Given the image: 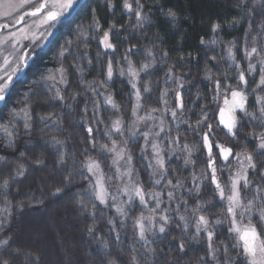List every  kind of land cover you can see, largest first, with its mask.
I'll use <instances>...</instances> for the list:
<instances>
[{
  "label": "snow or ice",
  "instance_id": "1",
  "mask_svg": "<svg viewBox=\"0 0 264 264\" xmlns=\"http://www.w3.org/2000/svg\"><path fill=\"white\" fill-rule=\"evenodd\" d=\"M109 9L115 7L114 0H106ZM78 0H21L20 8L27 6L30 11L19 15L17 9L9 2L8 7L12 11H5L3 17L5 22L0 23V51H3V45L8 44L16 49L20 38L14 27L21 22L27 23L29 19L36 23L37 29H43L37 35L32 33L31 38L24 36L29 43L19 49L20 55L12 57L11 54L4 55L0 62V102L6 100L7 93L13 84L14 78L27 66L28 61L33 59L36 49L43 46L52 35L53 29L57 24L74 9ZM122 7L130 17H135V24L132 27L143 28L146 22L150 21L148 13L145 11V4L141 0H122ZM242 10L240 20H234V24L246 21L247 28L244 32V43L242 48L237 49V39L227 42L226 58L232 63L229 69L235 68V73L223 71L219 76L206 70L205 79L211 84V98L202 97L198 92L195 104L200 99L206 103L202 104L199 112L196 113L197 119L193 122L188 113L192 108L186 107L183 90L188 81L186 76L190 73H181L177 71L175 64L167 65L163 71L162 77H157L155 81H143L141 73L148 75L154 71L157 55L160 59H165L168 52L153 45L145 50V61L140 62L139 68L132 60L135 45L124 49L122 55L117 56L119 46L112 41L119 38L124 26L117 28L115 23H109L107 29L101 24L99 17L95 15L93 9L92 21L85 30L84 26L78 25L75 33L76 48L83 46L84 51L80 55H74L73 41L69 40L61 46L58 53L60 58L67 55L73 56L70 65L75 74H78V84L83 86V92L69 91L70 81L68 78L69 69L63 64L47 75H41L40 79L34 82L35 86H30L23 94L18 103V107L13 108L9 113L7 123L0 124V139L4 141V148L15 149L16 141L20 136V129L17 122H22L24 134L31 136L36 130L37 123L43 127L39 129V135H46V129L55 128L58 131L64 130L63 116L61 112H39L33 106V102L39 97L41 90L46 92L47 98L44 103L54 106L50 102H59V104L75 112L74 103H78L77 98L91 93V98L85 99L81 108L82 115L80 120L85 124L86 145L83 149L85 153L97 149L99 140L95 134L101 132V125H104L103 136L110 141L99 143V152L107 158L112 154L110 170L114 166L113 175L118 181L114 190L111 184L112 175L106 177L101 162L93 157L86 156L80 161V168L69 167V161L74 166L77 163L75 152L69 153L65 140L56 136H51L45 144H51L59 154L56 159V165L60 168H67L68 172L63 177V186L55 187L50 195L56 197L63 194L65 187L70 185L75 172H78L82 180L86 182L83 193L77 194V203L80 204L83 211L88 212L94 219L96 216L97 205L95 202L89 209L85 199L98 201L105 208H114L115 216L108 219L110 231L115 233V239H121V233L117 228H123L126 220L129 218V212L132 210L136 201L138 206L147 210L148 214L131 217L133 220V238L140 248L135 244L131 246L130 264H159L160 254L168 255L173 251L183 253L185 251V239H190L197 243L203 238L205 241V251L196 264H264V2L262 0H238L234 5ZM255 9V11H253ZM15 14V18H14ZM261 16L259 23H256L257 15ZM168 15L175 20V13L169 10ZM255 25V29H254ZM232 26V25H230ZM221 29V24L214 23L212 31L215 33ZM255 31V34H253ZM3 33H6L3 34ZM102 33V35H101ZM249 37L251 41L249 42ZM126 41V37L124 38ZM159 39V37H157ZM95 40L100 51L96 53V66L104 79H93L86 81V68L82 61H85L88 67L93 66V58L88 53V41ZM201 43H204L203 39ZM211 43L216 44L213 39ZM241 51L246 66L236 58V52ZM191 55V54H190ZM216 60V57H210ZM183 62L184 58H180ZM126 64V67L123 66ZM207 69V65L205 66ZM128 77V84L131 87L129 96L134 99L131 108V119L125 121L121 106L114 100L113 95L108 91V85L114 79V76ZM258 75V79H256ZM234 81V83L232 82ZM250 81L255 82V86L249 91ZM163 83L166 85L160 89L159 97L154 101L159 107L146 106L145 97L152 95V85ZM173 85V87H167ZM68 91V95L65 92ZM171 96V103L169 97ZM103 105L111 106L119 115L115 119H110L105 124L101 115V100ZM254 97V107L250 109L249 100ZM223 98V106L219 101ZM71 101V103L67 102ZM172 104L175 106L173 107ZM91 105V107H90ZM218 107V113L216 108ZM143 111L144 115L139 113ZM89 112L91 116L89 117ZM239 112V116L237 113ZM35 113V119H34ZM245 124L250 126V130L245 134L242 129ZM223 126L226 134L231 137L233 147L239 148L233 151V147H226L216 139V130ZM127 133V135H125ZM196 136L200 142L196 150L207 149L205 164L206 167L190 173V179L182 178L174 168H171V160L176 155L177 150L187 154L183 157L184 167L195 165L193 160L194 145L186 142L187 134ZM244 136L243 142L240 136ZM113 137H119L114 139ZM71 139V135L67 136ZM143 139L144 143L139 149V158L146 161V170H148V182L152 183V189L145 188V182L140 180V172L134 166V154L129 147V143H138ZM182 139L185 141L182 143ZM30 143V141H29ZM167 145V147L165 146ZM19 157H25L21 151ZM221 158L225 165L223 168H217V158ZM235 162L233 168L230 163ZM180 157L177 156V159ZM7 158L0 155V164L6 163ZM35 165H43V156L37 157L32 161ZM86 170V171H85ZM27 167L23 163H16V167L10 176L0 182V233H3L9 226L13 217L14 209L23 212L25 207L31 208L33 205H43L44 199L37 198L29 200L27 204L24 201H16L13 204L9 199L7 191L11 182H15L19 177L24 176ZM227 171L226 182L221 181V175ZM169 172L172 175H169ZM160 186V191L154 190ZM204 188L210 189L213 198L217 203L223 205L220 213L215 219L205 215V205L211 206L213 200H202L201 193ZM126 197V199H122ZM187 197V198H186ZM188 198L195 199V206L189 205ZM176 207L173 209L172 204ZM153 205L149 207V205ZM163 205V207H162ZM183 208L184 212L180 209ZM173 213L175 215H173ZM190 213V214H189ZM178 217L180 223L176 227L181 230L182 237L176 243L175 249L171 247V241L168 252L164 249L152 247L157 233L168 235L170 226L174 219ZM194 220L195 231L189 235L190 221ZM246 221V222H245ZM226 228V240H217L219 233L217 229ZM88 234H95V226H89ZM235 240L233 243L232 240ZM11 235L0 238V249L10 247ZM173 240H177L173 237ZM103 247H108L107 241L103 242ZM12 251L16 254L21 252L20 248H14ZM65 255L68 253L65 250ZM40 261L41 257L32 252L25 253V259L29 257ZM179 256L172 257L165 261V264H178ZM0 264H10L8 259L0 257ZM64 264H73L71 260H66ZM108 264H114L109 261Z\"/></svg>",
  "mask_w": 264,
  "mask_h": 264
},
{
  "label": "trees",
  "instance_id": "2",
  "mask_svg": "<svg viewBox=\"0 0 264 264\" xmlns=\"http://www.w3.org/2000/svg\"><path fill=\"white\" fill-rule=\"evenodd\" d=\"M141 2L145 4V11L148 13L150 21L146 22L143 28L137 29L132 27L135 24V17H130L126 10L123 9L122 0H114L115 7L113 9H109L106 0H84L75 14L61 24L51 43L36 56L34 63L23 78L14 84L0 109V124L8 122L10 111L18 107V103L25 91L30 86H35L34 82L39 80L42 74L47 75L50 71L55 72L61 64L69 69V91H84L83 86L78 84V74H75L70 67L73 56L67 55L62 59L58 53L61 50V46L71 40L73 41L74 55L82 54L84 48L83 46L76 48L75 33L78 25H82L85 30H89L88 25L92 21L93 9H95V15L99 17L105 29H107L109 23H115L117 28H120L121 25L124 26L119 38L112 41L119 46L116 55H122L125 48L135 45L136 48L133 49L135 54L131 58L136 63L137 68H139L140 62L146 59L145 50L153 45H156L157 48L162 47L164 51L168 52V56L163 60L157 55L154 71H151L148 75L141 73L143 81H155L157 77H162L166 66L172 64L177 66L178 72L190 73L186 76L188 83L185 90H183V94L186 107L193 109L188 115L191 121L194 122L198 118L196 113L199 112L201 105L206 103L204 99H200L195 104L192 103V101L196 100L197 93L199 92L202 97H208L209 99L212 95L211 84L205 79L206 70H210L214 77L219 76L223 71H228L229 64L232 62L226 58L227 42L236 38L237 49L243 46L247 23L246 21H241L239 24L233 23L234 20H240L242 11L234 7L238 0H141ZM169 10L175 13L174 21L168 15ZM260 19L261 16L258 14L256 18L257 24ZM214 23L221 24V29L215 33L212 31ZM253 34H255V31ZM125 37L127 38L126 41ZM202 39L204 43H201ZM213 39L217 41L216 44L211 43ZM250 41L251 37H249ZM87 47L89 56L93 58V66L89 68L87 63L82 61L86 68L84 79L86 81L96 78L104 79L95 61L96 53L101 50L100 47L97 46L95 40H89ZM234 51L241 65L246 66L242 52L236 49ZM213 56L216 57V60L210 59ZM181 57L184 58L183 62L180 60ZM123 66L126 67V64ZM232 69L235 73V68ZM256 79H258V75ZM127 81V76L120 77L117 74L108 85V91L112 93L114 100L121 106L126 122L131 119V108L134 100L129 96L131 87ZM232 82L234 83V81ZM254 86L255 82L250 81L249 91ZM164 87L166 85L162 82L158 85H152V95L150 97L146 95L145 97L146 106L159 107L154 101L159 97L160 89ZM167 87H173V85H167ZM47 95L46 92L41 90L39 97L33 102V106L39 112L62 111L64 113L63 131L49 128L45 130L46 135L40 136L39 129L43 125L37 123L35 125L36 130L31 136H28L24 134L22 122H17L20 136L16 141L15 149L4 148V141L0 139V155L5 156L8 161L0 164V182L5 176L12 174L17 162L23 163L27 167L24 176L10 183L7 191L9 199L12 200L13 204L20 200L27 204L29 200L44 199L43 205L36 204L31 208L25 207L23 212L14 209L9 226L3 233H0V238L7 235L12 236L10 247L0 249V257L8 259L10 264H37L34 256L29 257L27 260L25 259V253L30 251L41 257L38 264H64L66 260H71L73 264H108L110 260L114 261V264H130L131 246L135 244L136 248H140V244L136 243L133 238L134 229L131 217L138 216L141 212L144 215L148 214L146 209L138 206V200L129 212V218L123 228L119 227L118 221L117 228L121 233V239L117 241L115 233L110 231V225L108 224V219L115 216L114 208H105L98 201L86 198L85 203H87L89 209L92 208L93 202L97 205L94 219L88 212L83 211L80 204L77 203V194L83 193L86 187V182L82 180L78 172L74 173L72 183L65 187L63 194H58L56 197L50 195V192L55 187L63 186V177L68 172L67 168H60L56 165V159L59 154L55 148L51 144H45V141L49 140L51 136L65 140L69 153L75 152L77 163L73 166L71 161H69V167L79 169L80 161L90 155L101 162V167L106 177L109 175L113 176L111 181L113 188L110 191L114 190L118 185V181L113 175L114 166L111 170L109 167L111 165V154H108L106 158L99 152V143L110 145V141L103 136L104 125L100 126L101 132L95 134L99 140L97 149H90L88 153L83 151L86 145L85 132L87 126L80 120L82 115L81 108L85 99L91 98V93L77 98L78 103L73 104L75 112H69L59 102H50L54 106L45 104L44 101ZM65 95H68V91L65 92ZM99 99L101 100V115L105 120V124H107L110 119H115L119 113L112 109L111 106L103 105V97H99ZM222 100L223 98L219 101L220 106H222ZM169 101L171 103V96ZM250 101L249 110L254 105V97H251ZM67 102L71 103V101ZM172 106L174 107L175 105L172 104ZM212 107L216 108L218 113V107L216 105H212ZM139 114L144 115V112L141 111ZM90 116L91 112H89ZM249 130L250 126L245 124L242 132L246 134ZM69 134L71 139H67ZM113 138L119 139V137ZM216 139L219 141L223 140L228 147H233L231 137L226 134V129H223L222 125L216 130ZM239 139L243 142L244 136L241 135ZM183 142L185 141L182 139ZM186 142L195 146L192 157L196 161L195 165H189L185 168L183 157L187 153H181L177 150L176 155L172 157L170 166L182 178L190 179L193 167L196 171L206 167L205 157L207 149L197 151L196 149L199 148L200 142L191 133L187 134ZM141 145H143V139H139L138 143L135 144L129 143V147L135 157L133 164L139 170V178L145 182V188L152 189V183L148 182L146 161L139 158ZM238 150L239 148L233 147L234 152ZM21 151L25 153V157L22 159L19 157ZM41 156L44 159L43 165L32 163L33 160ZM177 156L180 158L177 159ZM216 163L217 168L225 167L219 157ZM169 175L171 176L172 173L169 172ZM227 175V171L221 175L222 182H226ZM154 190L160 191V186H157ZM200 198L202 200H213L211 206L205 205L204 214L209 215L211 219H215L223 205L216 202L218 198L214 199L212 192L208 188L202 190ZM122 199L126 198L123 197ZM188 202L189 205L195 206V199L188 198ZM0 203H3L2 199H0ZM151 206L153 205L150 204L149 207ZM171 207L174 209L176 205L173 203ZM180 211L184 212V209L181 208ZM173 215L175 214L173 213ZM177 223H180L178 217L174 219L170 226L168 235L157 233L156 237L150 236V239L155 240L152 247L164 249V252L167 253L170 246L169 242L171 241V247L175 249L176 243L182 237L181 230L176 227ZM193 224L194 220L190 221L189 235L195 231L194 227L191 226ZM93 225L95 226V234L90 236L87 229ZM217 231L222 233L218 235L217 240H226L227 242L226 228L217 229ZM173 237H176L177 240H173ZM104 241L108 243L106 249L103 247ZM232 242L234 243L235 240L233 239ZM14 248H20L21 252L19 254L14 253L12 251ZM65 250L68 253L67 256L65 255ZM204 251L205 241L203 238L199 243L185 239V251L183 253H178L177 251L168 253V255L162 253L159 256V264H165V261L177 256L180 258L178 264H196L198 258L204 254Z\"/></svg>",
  "mask_w": 264,
  "mask_h": 264
},
{
  "label": "rangeland",
  "instance_id": "3",
  "mask_svg": "<svg viewBox=\"0 0 264 264\" xmlns=\"http://www.w3.org/2000/svg\"><path fill=\"white\" fill-rule=\"evenodd\" d=\"M9 2L17 9L19 15H23L24 13L30 11V8H28L27 6L23 7L22 9L19 7L21 0H0V23H4L5 22L4 17H3V13L5 11H12V9L8 7V3ZM37 2H38V0H37ZM83 2H84V0H78V3L76 5V7L74 9L70 10V13L67 14L64 18L61 19V21L57 24L56 28L52 30L53 31V35L46 42H44L42 47L36 49L35 56L39 55L45 48H47V46L51 43V41L53 40L55 35L58 33V30H59L61 24L63 22H65V21H67L68 19H70L75 14V12L79 9V7L83 4ZM14 18H15V14H14ZM14 27H15V29L17 31L18 37L20 38V43L17 44L16 49H13L8 44L3 45L2 46L3 47V51H0V62H2V57L4 55L11 54L12 57H16V56L22 54V53H20L19 49H21L22 47H24L25 45H27L29 43V40L23 38L25 35L28 36L29 39H30L32 33L35 32L37 35H39V32L43 31L42 28L39 29V30L37 29L36 23H33L32 19H29L27 21V23L21 22L20 24H16V25H14ZM3 34L6 35V33H3ZM33 63H34V61L30 64L28 69L31 67V65ZM28 69L26 70V72L28 71ZM228 71H230L231 73H234L233 69H229ZM26 72H25V74H26ZM15 78H14V80H15ZM14 83L15 82L13 81V84L10 87V91H11L12 86L14 85ZM250 99H251V97H250ZM133 102H134V100H133ZM250 102L251 101L249 100V104H251ZM222 106H223V100H222ZM251 107L253 108L254 105H252ZM252 108H251V110H252ZM237 115L238 116L240 115L239 112L237 113ZM219 142L221 144H224L226 147H228L223 140H220ZM143 143H144V141H143ZM165 146L167 147V145H165ZM111 157H112V154H111ZM230 163H231L233 168L236 167L235 162L231 160V157H230ZM124 198H126V197H124Z\"/></svg>",
  "mask_w": 264,
  "mask_h": 264
},
{
  "label": "water",
  "instance_id": "4",
  "mask_svg": "<svg viewBox=\"0 0 264 264\" xmlns=\"http://www.w3.org/2000/svg\"><path fill=\"white\" fill-rule=\"evenodd\" d=\"M34 57H35V55H34ZM34 57H33V59H34ZM33 59H31V60L28 61L27 66L24 67L23 70L16 76L14 82L19 81L23 77V75L25 74L26 70L28 69V67L32 63ZM9 92H10V89H9V91L7 93L6 99L8 97ZM4 103H5V101L4 102H0V108L4 105Z\"/></svg>",
  "mask_w": 264,
  "mask_h": 264
},
{
  "label": "flooded vegetation",
  "instance_id": "5",
  "mask_svg": "<svg viewBox=\"0 0 264 264\" xmlns=\"http://www.w3.org/2000/svg\"><path fill=\"white\" fill-rule=\"evenodd\" d=\"M35 58H36V56L34 57V59H35ZM34 59H33V60H34ZM32 62H33V61H32Z\"/></svg>",
  "mask_w": 264,
  "mask_h": 264
}]
</instances>
